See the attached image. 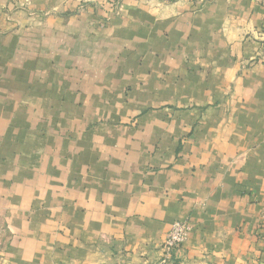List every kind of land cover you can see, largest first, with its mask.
Listing matches in <instances>:
<instances>
[{
  "label": "crops",
  "instance_id": "crops-1",
  "mask_svg": "<svg viewBox=\"0 0 264 264\" xmlns=\"http://www.w3.org/2000/svg\"><path fill=\"white\" fill-rule=\"evenodd\" d=\"M264 264V0H0V264Z\"/></svg>",
  "mask_w": 264,
  "mask_h": 264
},
{
  "label": "built area",
  "instance_id": "built-area-1",
  "mask_svg": "<svg viewBox=\"0 0 264 264\" xmlns=\"http://www.w3.org/2000/svg\"><path fill=\"white\" fill-rule=\"evenodd\" d=\"M212 2L213 0H201ZM256 3H261L262 0H254ZM190 225L187 220L175 221L171 224L170 230L166 234L161 246V257L157 264H170L172 257L178 250L181 249L186 242L190 233Z\"/></svg>",
  "mask_w": 264,
  "mask_h": 264
}]
</instances>
